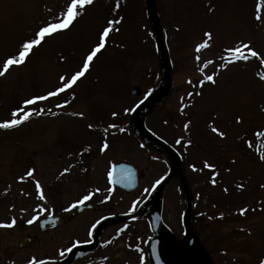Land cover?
I'll return each mask as SVG.
<instances>
[{"label": "rangeland", "instance_id": "1", "mask_svg": "<svg viewBox=\"0 0 264 264\" xmlns=\"http://www.w3.org/2000/svg\"><path fill=\"white\" fill-rule=\"evenodd\" d=\"M68 3L69 0H0V68L8 56L16 54L21 44L34 36L39 26L56 18ZM258 3V0H157L173 63V92L167 103L147 118L146 124L155 134V130L159 131L155 127L161 125L159 133L163 139L182 155L195 198L194 226L215 264H260L264 255V211L259 210L264 208V188L260 187L264 184V165L258 164L255 168L253 164L258 159L245 145L247 140H252L256 149L264 152V136L257 135L264 133V81L257 75L264 72V65L251 59L231 65L226 71L220 70L221 57L226 55L224 49L235 46L241 39L251 41L252 47L264 54V24L255 20ZM115 4L116 0H94L69 31L48 39L35 52L33 50L26 66H14L0 77V122H3L12 119V111L20 108L23 100L46 95L60 87V77H70L82 64L87 47L97 43V34L107 21L124 17L123 22L116 25L120 32L111 33L109 38L107 58L117 59V63L97 60L91 74H85L88 77L78 81L70 93L68 90L61 93L63 97L59 94L30 108L34 113L43 109V114L33 115L15 129H0V224L10 223L13 218L17 223L12 228L0 227V264H25L33 258L57 264L61 260L60 251L65 252L71 245L88 240L91 225L100 215L87 214L76 223L54 231L40 232L38 229L41 219L59 209L67 210L77 199L76 193L83 197L85 191L91 189L84 191L76 183L81 173L78 171L80 159L71 158L83 154L84 148L95 156L91 179L104 187L102 197L109 195L112 203L108 206L113 207V212H131L133 204L136 208L145 201L156 181L166 174L162 158L139 148V143L128 134L133 110L125 111L134 109L153 90L161 74L145 4L143 0L142 3L141 0H120L118 10ZM260 14L264 16V8ZM206 31L213 33V40L209 48L201 51L200 64L214 61L205 69V74L219 70L218 83L205 84L203 94L197 95L190 110L187 108L181 114L182 104L191 101L188 94L201 91L198 85L203 74L194 57L195 46L203 42ZM64 58L67 65L61 61ZM135 87L143 90V96L134 98L131 95ZM111 111L117 113V120L113 122L123 125L106 127L112 123L106 118V113L113 114ZM79 113H83V117ZM238 115L244 118L239 125L235 122ZM96 117L101 118L104 128L94 129ZM190 119H206L208 124L186 133L184 121ZM89 124L93 126L91 129ZM212 126L226 132V138L212 133ZM180 137H184V141L190 138L193 144L185 148L182 141L177 145ZM101 138H105L103 142L112 143L103 156L99 148L91 150L88 146L96 145ZM233 159L236 163H232ZM125 160L140 170H151L142 176L140 188L133 195L115 190L109 182V173H105L110 162ZM206 160L216 168L221 164L216 169L220 175L215 186L208 173L193 171V165L204 169ZM66 167L70 168L69 173L58 181L56 176ZM30 169H35L32 177L26 175ZM22 176L25 177L23 181L20 180ZM238 179L249 191L258 188L262 197L257 199L258 203L251 206L253 199L248 204L232 203ZM37 180L44 189L46 202L38 198ZM70 184L68 193L62 192L61 196L54 192V188L64 190ZM224 188H228L227 193ZM164 206L165 221L170 209V225L175 234L182 237L180 221L186 205L176 181L165 191ZM41 207L46 211H40ZM242 207L249 208L243 217L239 214ZM253 208L257 211H252ZM221 213L223 219L219 218ZM34 216L38 219L28 224ZM124 227L121 233L117 232L122 238L110 244L116 230L108 231L102 247L76 264H141V256L146 255L145 241L152 235L147 231L148 225L145 220H138ZM249 229L252 235L248 234ZM26 236H30L32 242L28 249L21 250L19 245Z\"/></svg>", "mask_w": 264, "mask_h": 264}, {"label": "snow or ice", "instance_id": "2", "mask_svg": "<svg viewBox=\"0 0 264 264\" xmlns=\"http://www.w3.org/2000/svg\"><path fill=\"white\" fill-rule=\"evenodd\" d=\"M94 4V0H69V3L66 5L65 9L53 20H50L41 26L38 27L37 31L35 32L34 36L30 39L25 40L18 50V53L16 55L9 56L4 62L2 68H0V77H4L10 69H12L14 66L19 67L26 63L28 58L31 54H33V50L39 46H41L43 43H46L48 39L54 38L55 36L66 33L69 31L76 22H78V18L84 15V10L88 6H92ZM120 0H116L115 8L118 10L120 8ZM261 8H264V0H261V3H258L257 5V14L255 16V20L259 23L264 24V16L260 14ZM124 17L121 16L119 19H109L107 21V25L103 27L102 31L99 34L98 42L95 44L94 47H92L88 53L86 54V57L83 62V66L79 71H76L74 74H72L70 77L62 75L60 77L61 86L56 88L54 91L47 92L46 95H40V96H34L32 98L26 99L23 102V107L17 108L12 112V119L6 120L3 122H0V129L9 130V129H15L22 124L26 123L31 119L33 115H41L43 114L44 110L40 109L37 112H33L31 109L28 108L29 105L36 104L38 101H45L48 100L51 97L58 96L59 94L65 92L68 89H72L75 85H77V82L81 80L82 77L85 76V74L89 71L90 66L92 65V62L97 57L99 53H101L102 50L106 48V45L109 40V36L113 32H120V28L116 27V25H119L123 22ZM177 31H179V28H177ZM205 39L203 42L198 43L195 46V61L197 65L199 66V71L203 74L202 79L199 81V87L203 88L205 84L210 83L211 85H217L218 80L217 76L219 75V70L217 72H214L213 74H205V69L208 68L209 65L213 64V60H206L201 65V51L204 49L209 48L210 41L213 40V33L211 31H206L204 33ZM224 52L226 55L221 57V60L223 61L220 65V70H228L231 65L237 64L241 61L247 62L251 59H256L259 61L261 65H264V54H262L260 51L256 50L252 47L251 41H245L243 39L239 40L235 46L227 47L224 49ZM259 79L261 81H264V72L257 74ZM189 84L192 83L191 80L188 81ZM202 92L197 93H189V97H192L193 95H202ZM184 98H181V101L183 102ZM64 105H58V107H63ZM186 105L182 104V107L180 108L181 114L184 113V108ZM133 109H126L125 111H132ZM55 115V113H53ZM81 117H83V113H79ZM117 115V113H113V116ZM236 124H242L244 122L243 116H236L235 118ZM167 123V122H166ZM192 124L191 120H188L184 123L183 128L184 131L187 133L189 131L190 125ZM88 127L91 129L93 126L91 124L88 125ZM110 128L117 127L115 124L109 125ZM121 132L124 131L123 128L119 129ZM212 133L219 136L221 139H225L227 136V133L224 131H221L219 128L212 126L211 127ZM105 132H107V129H105ZM258 136H264V133H257ZM184 142V147L187 148L193 144V141L189 138L186 141H184V137H180L176 140V144L179 145ZM248 147L251 148V142L248 143ZM110 148L109 143L107 140H105L100 147V151L106 152ZM260 161L264 162V152L260 153ZM232 163H236V160L233 159ZM204 167L207 169L212 170V179L211 183L213 186L216 185L217 180L216 177L220 175L218 171H216V166L214 164H210L207 160L204 162ZM193 171H202V169H197L195 165L192 166ZM70 171L69 167H66L63 169V171L60 173L61 176L65 175ZM228 171H231V169H228ZM35 173V169H30L26 173L28 177H32ZM131 170H128V175L131 176ZM111 175V174H110ZM25 177H20V180L23 181ZM160 183L159 180L156 181V184L158 185ZM240 189L244 188V184L241 183L238 185ZM261 188H264V184L260 185ZM36 189L38 193V198L41 201L46 202V196L44 194V189L41 186L40 181H36ZM96 191H99L97 189ZM149 189H145V192H148ZM224 192H228V188H224ZM92 193L83 196L82 199L78 201V204L82 205L85 203V201L91 199ZM72 208L77 207V203H74L71 205ZM252 211H257V209L253 208ZM260 211H264V208L259 209ZM40 211H46L43 207L40 208ZM132 211H135V203L133 204ZM249 211V208L242 207L239 209V214L244 215ZM220 219H223V213L220 214ZM36 219H38L37 216H34L32 219L28 220V224H32ZM209 219H213V217H209ZM16 224V219L13 218L10 223L6 224H0V227L3 228H12ZM243 230V229H242ZM120 231H123L121 229ZM248 234L252 235L251 230H248ZM111 243V241H109ZM67 251H71V248L67 249ZM153 252H155V249L153 248ZM59 255L63 257L65 255L64 251H60ZM29 264H49L48 261L45 260H39L37 261L35 258H33L31 261H29ZM54 264V262H52ZM141 264H144L143 256H141ZM260 264H264V259L260 260Z\"/></svg>", "mask_w": 264, "mask_h": 264}, {"label": "water", "instance_id": "3", "mask_svg": "<svg viewBox=\"0 0 264 264\" xmlns=\"http://www.w3.org/2000/svg\"><path fill=\"white\" fill-rule=\"evenodd\" d=\"M145 2L153 35L157 42L159 59L162 66V77L150 97L135 109L132 115V126L136 135L140 139L154 147L156 150L166 154L170 161L172 173L163 181L161 186L155 190L150 200L143 205L137 214L126 218H116L112 220V222H122L130 218H136L145 214L148 215L152 230L155 233V239L149 245L152 264H212L202 250L192 225L193 198L186 184L183 165L175 151L150 134L145 127V117L169 97L172 90L173 79V70L166 45V36L158 17L155 0H145ZM141 94L142 92L140 89L136 88L133 90L134 96H140ZM175 177H178L179 183L186 195L187 211L184 219V226L187 234L186 239L189 246L188 249L182 247V245L173 238L170 231H168L163 225L161 219L163 191L166 185ZM114 181L118 186L126 189L128 192H133L135 189V185H133V187H127L125 185V181H128L127 173H115ZM81 214L82 212H77L70 220L77 218ZM63 222V219L49 218L41 222L40 229L46 230L53 228L57 224ZM103 226H105V224H103L102 227ZM102 227L96 233V240L100 236ZM29 241L30 239L26 238L21 247L27 246ZM97 245L98 243L96 241V243L91 246L77 248L69 254L68 259L63 264H71V262L79 255L77 252L78 250L84 249L83 253H86L89 250L95 249ZM153 248L155 249V252H153Z\"/></svg>", "mask_w": 264, "mask_h": 264}, {"label": "flooded vegetation", "instance_id": "4", "mask_svg": "<svg viewBox=\"0 0 264 264\" xmlns=\"http://www.w3.org/2000/svg\"><path fill=\"white\" fill-rule=\"evenodd\" d=\"M165 165V164H164ZM89 166H90V164H89ZM166 166V165H165ZM146 172H148V173H150L151 172V170H141V171H138L137 173H146ZM166 173V172H165ZM90 175L91 174H89L88 173V176L90 177ZM93 188L94 190H95V188H98L99 187V184H96V183H92V182H90L88 185H87V187L86 188ZM90 201H92V202H94L95 204L97 203V205H100V206H98V211H96V212H86L85 213V215L84 216H86L87 214H108V215H113V207H110V206H108V203H112V202H104V203H98V202H95V200L94 199H91ZM88 204H90V202H87ZM69 215V214H68ZM83 216V217H84ZM70 224V223H69ZM111 228H115V227H111ZM110 228V229H111ZM107 230H109V229H107ZM106 230V231H107Z\"/></svg>", "mask_w": 264, "mask_h": 264}, {"label": "trees", "instance_id": "5", "mask_svg": "<svg viewBox=\"0 0 264 264\" xmlns=\"http://www.w3.org/2000/svg\"><path fill=\"white\" fill-rule=\"evenodd\" d=\"M105 52V51H104ZM104 54H101L100 56H99V58H98V60H101V61H103V62H108V63H117L118 62V60L116 59V60H114V59H112V58H107V56L105 55V56H103ZM28 61H29V59H28ZM28 61H27V63H28ZM102 62V63H103ZM248 196H252V195H246V194H241V195H239V196H237V197H235L234 198V202H244V201H246V200H248ZM247 217V216H246Z\"/></svg>", "mask_w": 264, "mask_h": 264}]
</instances>
